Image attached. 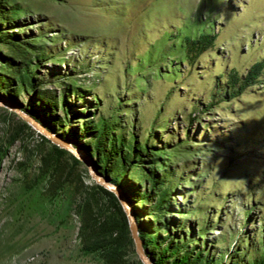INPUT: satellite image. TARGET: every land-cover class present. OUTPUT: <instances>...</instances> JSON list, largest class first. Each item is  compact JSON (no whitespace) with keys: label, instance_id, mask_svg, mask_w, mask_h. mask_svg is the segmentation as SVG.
Segmentation results:
<instances>
[{"label":"rangeland","instance_id":"rangeland-1","mask_svg":"<svg viewBox=\"0 0 264 264\" xmlns=\"http://www.w3.org/2000/svg\"><path fill=\"white\" fill-rule=\"evenodd\" d=\"M0 101V264H264V0H0Z\"/></svg>","mask_w":264,"mask_h":264},{"label":"water","instance_id":"water-1","mask_svg":"<svg viewBox=\"0 0 264 264\" xmlns=\"http://www.w3.org/2000/svg\"><path fill=\"white\" fill-rule=\"evenodd\" d=\"M0 106L9 108L10 110L14 111L15 113H17L20 117H22L26 122L30 123L33 127H35L36 129H38L40 132H42L44 135L48 136L49 138H51L52 140H54L56 143H58L61 146H66V144L64 142H62L61 140H59L56 137H53L49 132H47L44 128H42L41 126H39L31 117H29L28 115L24 114L23 112H21L19 109L13 107V106H9L8 104H6L3 101H0ZM72 152H75L71 149ZM94 179L100 183L101 185H103L105 188L113 191L119 198V200H122L121 196H120V191L113 186L112 184H110L109 182H107L106 180L102 179L100 176L93 174ZM125 212L128 216V222H129V228H130V232H131V237L134 240V246H135V251L138 255V257L140 258V260L144 263V264H152V262L146 257V255L144 254V252L142 251L141 248V244H140V240L136 231V226L133 220V217L130 215V212L128 210L127 206H124Z\"/></svg>","mask_w":264,"mask_h":264},{"label":"trees","instance_id":"trees-1","mask_svg":"<svg viewBox=\"0 0 264 264\" xmlns=\"http://www.w3.org/2000/svg\"><path fill=\"white\" fill-rule=\"evenodd\" d=\"M206 40H207V36L200 35L199 38H198V40L193 41V42H189L187 44L188 50H190L191 52H199V51H201L204 48L203 45H204V42ZM254 75H256L255 72L250 73L249 76L245 79V81H243L240 84V86L237 87V88H236L235 85L231 84L230 96H234V95H237L238 93H240V91L245 86H247L250 83L251 79L254 78ZM235 78L236 77H235L234 74H231L229 76V80L231 82L234 81ZM139 236L140 237H143V235H141V234ZM149 244H156L154 236H146V238L144 239V241H143V247L146 248L147 245H149ZM160 251H161L160 254L157 256V258L154 261H152V264H162L164 261H166L165 253L167 251V248L166 247H163V248H161ZM187 262H188V257L187 256H182L179 260L175 261L172 264H185Z\"/></svg>","mask_w":264,"mask_h":264}]
</instances>
